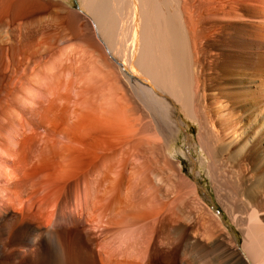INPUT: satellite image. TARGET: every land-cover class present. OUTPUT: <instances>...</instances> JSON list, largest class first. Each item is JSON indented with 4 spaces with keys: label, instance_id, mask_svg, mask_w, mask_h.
<instances>
[{
    "label": "bare ground",
    "instance_id": "1",
    "mask_svg": "<svg viewBox=\"0 0 264 264\" xmlns=\"http://www.w3.org/2000/svg\"><path fill=\"white\" fill-rule=\"evenodd\" d=\"M38 1L0 0V17L17 19ZM82 2L100 33L99 38L91 31L84 35L110 56H103L105 63L92 51L71 44L48 52V63L30 72L26 51L47 28L42 20L26 25L23 38H14L7 47L13 65L1 46L0 264H197L209 254L212 259L203 264H264V0ZM62 19L52 21L55 27ZM68 27L74 28V23ZM2 32L0 39L6 37ZM45 48L50 47L44 46V54ZM120 76L130 85L131 98L157 117L158 138L166 146L181 129L175 117L178 105L198 121V143L211 159L217 199L228 205L224 207L232 222L244 234L241 249L232 228L223 225L222 214L208 204L207 210L195 204L204 216L188 229L180 221H190L194 210L174 200V210L168 207L161 221L173 220L176 242L163 248L157 241L140 250V237L150 242L149 232L140 231L145 227H140V207L147 209L150 201L168 192L150 188L146 175L140 178V146L146 144L132 141L138 106L133 100L135 108L124 104L128 94ZM124 112L136 117L125 118L134 132L117 130V137L123 136L118 144L130 139L132 144L93 147L96 157L82 162L76 161L75 152L91 146H47L43 129L62 116L65 124L59 132L64 134L73 120L80 126L92 116L124 118ZM27 128L37 135L28 146H18L29 134ZM184 180H177V190L183 193ZM144 186L150 189L144 192ZM63 192L74 208H60ZM97 222L105 223L97 224L99 231L94 229Z\"/></svg>",
    "mask_w": 264,
    "mask_h": 264
},
{
    "label": "rangeland",
    "instance_id": "2",
    "mask_svg": "<svg viewBox=\"0 0 264 264\" xmlns=\"http://www.w3.org/2000/svg\"><path fill=\"white\" fill-rule=\"evenodd\" d=\"M82 1L83 0H40V2L39 1L36 2V4L34 5V7L32 8V10L30 12H27L23 16L21 15L22 18L18 17L17 18L18 20L13 19L10 16L9 17L8 16L0 17V18H2V19H0V31L1 32L3 31L2 34L4 33L6 35V37H4V39H2V38L0 39V42H1L0 43V51H1V49H4V48H5V51H7V49H8L7 47H10L11 44L14 43V38H15V42H18V40L20 38H23V35L25 32L24 28H26V25L33 24L39 20H42L47 25V28L44 29L45 31L42 30L36 36L37 39L35 38L33 44L26 51V63H25V65H27L26 67H29L30 72L36 71V69L39 67L40 64L43 65V63L45 64L48 61L49 57L46 58V56H45L48 54V52L49 53L54 52L55 50H57L61 47L64 48V47L70 46L71 44H79L82 49L89 50L90 52L92 51L91 53H93L98 60H101L100 63L101 62L105 63V61L107 60V57L110 58V56L105 57L104 53H103L104 51L103 50H102L103 52L101 51L99 45L97 46V44L90 43L91 41H89L86 38L87 34L90 31L92 34H94L93 32H95L96 34H94V35L98 36L97 38H99L100 33L98 32L99 30L96 29L97 27H96V23H95L93 17H91V15H89V13L83 7ZM42 7H43V9H42ZM74 12H78L77 14H79V16H81V17H79L78 15L76 16L74 14ZM85 13L88 15H85ZM8 18H9V20H11L10 22H8L9 21ZM52 18H56L57 20L62 19V18L63 19L60 22H58L59 24L57 23L56 24L57 27H55V25H54L55 22H52V21H54L56 19L53 20ZM71 20H73V21H71ZM86 22H87V24H86ZM9 23H10V25H9ZM69 23H74V28H69L68 27ZM52 27L57 28V30L52 29ZM20 28H22V29H20ZM82 29H83V32H82ZM75 32L76 33L78 32L77 33L78 35L75 34ZM84 33L86 36L84 35ZM4 34H3V36H5ZM11 34L12 35L14 34L15 36L14 35L12 36ZM47 34H49V36ZM79 34H80V36H79ZM40 36H44V37H40ZM17 37H19V38L16 41ZM80 37H82L83 39ZM38 38H39V40H38ZM43 38H46L48 40L43 39ZM42 39L44 40V42L42 41ZM36 40H37V42H36ZM46 42H48L49 44ZM2 45L4 48L1 47ZM48 45L50 48H48V49L45 48L48 51H45V54H44L43 48H44V46L48 47ZM7 53H9L7 55L8 56L7 61H8V63L10 62L9 65L11 66V65H13V59L11 56V51L8 50ZM9 55H10V61L8 59ZM43 55H44V57L42 58ZM103 56L106 60H102ZM22 59H23V57H22ZM27 62L28 63L30 62L29 65L27 64ZM21 66H22V64H21ZM119 80H120V85H122L123 88L125 90H127L126 93L128 94V97H130V99L127 97L128 100H124V104L129 107V110H130V108H135L134 107L135 103H132L133 106L131 105V101L133 100L132 98H135V97H133V94H131L132 91H131L130 85L121 76L119 77ZM129 91H130V93H129ZM129 100H131V101H129ZM127 101H128V103H126ZM132 102H136V105L138 106V108H135V110L137 109L135 112H134V109H132L133 111L131 110L130 112H134L133 114H135V116L137 115L136 117L139 116V118H136L134 115H132V113L129 114L130 112H129L128 108H126L128 110L127 112H129V113L126 114V115H128V116H126L125 115L126 112H124V116H123L124 118H120L119 116L112 115L111 118L109 117L110 119L107 118L110 120L109 121L105 118L104 119L98 118V117L92 118L93 117L92 116L86 122L83 120H82V122L79 121L80 123H78V124H80V126H76L77 123L74 122L75 123L74 124L73 123L74 120H73L72 122H70V124L72 125V123H73V125L72 126L70 125L68 132H66L64 134H62V132H59V131H61V128L65 124V121H64L65 118L63 120L64 116H62L61 118L57 119L53 123H50L49 125H47L46 128L43 129V133L48 140L47 146H91L92 148L95 147V150H96L97 146H127L129 144H132L133 142H130L131 141V139H130L124 145H120V143L118 144V142H120V140L123 138V136H122V138L117 137L118 135H121V134H117L118 133L117 130L121 131V129H122V131H123V129H124L125 132H128V130H130L129 129L130 127H128V126H130L131 122L127 121V122H129L127 125L125 118H128V120L136 118L135 119L136 122L134 120H132L133 126L135 123L138 125L137 126L135 124L136 127H134V130L136 131V137L135 138L133 137L132 141H136V140L142 141V142L144 141L143 144H146L144 146H140V158L138 156V158H139L138 161L140 162V172H141L140 178H142L143 175L144 176L146 175L145 178L150 179V181L152 183V184L151 183L149 184L150 188L155 190V189H159V187H160V189L162 190V194H164L166 192L169 193V194L166 193L168 196H166V194L165 195H159V197L150 201L149 203L151 205L148 203L147 205H150V206L147 207V205H146L147 209L143 206H142L143 208L140 207V224H142V225H140V227H144V225H145V227H147V228L144 227L143 229L140 228V231L142 230V232H149L148 235H149V241H150V242H147V240H146V242H145V240L140 237V241H139L140 242V250L144 249L146 244H148V245L151 243L153 244L154 242H157V241L161 243L163 248L164 247L165 248L171 247L172 246L171 244H174L176 242V240L178 239V232L176 230H174L172 227L173 223H174L173 220L172 219H166L163 222L161 221L164 213L166 214L168 211L172 212L174 210V208L172 206L176 205V202H177L176 200H180V201L182 200L186 204V207H188V208L190 207V209H189V211L191 210L190 212H192L194 210L192 212V214L189 216L190 221H188V222H185V220L180 221V224L182 226L186 225L188 229H190L192 227L194 228L198 223L197 218L199 219L202 216H204V215H202L203 212L200 209L203 208L202 210H204V207H205V209L207 210L206 204H208L207 207H209L211 211L214 210L216 213L222 214L223 220L225 219L224 220L225 224L223 223V225H225L228 229L232 228V230L230 229L229 231H231V234H234L238 238L237 243L240 246L239 248L241 249L242 248L241 246H243V244H244V239H245L244 234L242 233L241 228L238 229V227H240V226L236 225L235 222H232L233 218H231V215L228 214V212L226 211V209L224 207L226 204L222 205L224 203V201L223 200L219 201L217 199V195L215 192L216 191L215 184L213 183L214 178L212 177L211 169L209 166L211 159L207 156L203 147L198 143V135L200 132V127H199L198 121L193 120L190 117H188L185 114L183 107L181 105H178L176 108L175 117H176V119H180V121L182 123V125L180 126L181 129H180L179 133L173 138L171 144L169 146H166L164 143V140L159 139L160 134L157 133L159 131L158 130V124H157L158 123L157 117L155 119V117H153V115L151 113H149L150 111L145 109V107L141 103H139L137 101V99H134ZM131 116H133L134 118ZM140 116H143V117L141 118ZM153 118H154V120H153ZM74 119L76 120L77 118H74ZM98 120L102 121L103 123H105L106 121L107 122L105 124H102V122H100L102 125L101 126L100 123H98L99 122ZM103 120L104 121L106 120V121L104 122ZM152 122H154V123H152ZM124 123L126 124L125 126H124ZM132 123H131V125H132ZM155 124H157V125H155ZM140 125H142V126H140ZM133 126H132V128H133ZM137 127H138V129H140V131L138 129H136ZM29 129L30 128L26 129V133L29 132V134L26 137L21 138L18 146H28V144L30 142H32V140H34V137L37 135V133H36V131L35 132L29 131ZM137 130H138V133H137ZM141 130H143V131H141ZM131 131H133V130H130L129 132H131ZM123 132H120V133H123ZM125 132H124V134H125ZM59 133H61L62 135ZM11 135H12V133L9 134V136H11ZM113 135H115V137H117L118 139H116ZM127 135H129V134H127ZM137 135L139 136L138 138H140L139 140L137 139ZM60 139H61V141H60ZM59 143L62 145H59ZM66 143H67V145H66ZM149 144H150V146H148ZM91 147H87L89 149H87L86 147L82 148V149L80 147L79 149H77V152H75V156H77V157H75V159L77 158L78 160L76 159V161L82 162L83 158L86 161H90L95 156L94 155L95 151H93L94 148L90 149ZM79 150H80V152H79L80 157H79V153H78ZM89 151H91V152H89ZM92 151L94 154H92ZM89 154H91V155H89ZM179 162H180V164H179ZM156 179L157 180L159 179V181H157ZM179 179L180 180H184V179L189 180L190 179L192 182V184L190 182L191 185H189L187 187L189 182H188V180H186V185L181 186L182 187L181 189H183L184 187H185V189H186V187H187V189H189L190 186L192 188H190L186 192H185V189H183L184 193H183V191L179 192L177 190V189H180V185H181L180 182L177 181ZM160 180H161V182H160ZM196 181H198V182H196ZM193 182H194V186H193ZM196 183H199L200 187L198 186V188H197ZM173 184L176 185L175 186L176 188L173 187L174 186ZM167 186L171 187L170 189L172 192L168 191L170 189ZM146 187L147 186H144V188H143L144 192H147L148 189H150V188H146ZM166 187L168 188V190ZM191 189H194V190H191ZM196 191H197V193H196ZM204 192H206V193H204ZM177 193H179L180 196ZM192 193H193V195H192ZM198 193L201 194V196L204 200L199 199V197L197 195ZM221 194L224 195L223 193H221ZM140 198H141V196H140ZM141 199H140V201H141ZM58 200H59V204H60L59 206H60V208L62 207V209L70 210V209L75 207V206L72 207V204H71L72 202L69 201V199L67 198V196L64 192ZM199 200H200V202H199ZM201 201H204L205 205ZM165 202H167V203H165ZM141 203H142V201H141ZM198 203H200L201 205L203 204L202 207L201 206L199 207L200 209L197 208L200 205V204L198 205ZM170 204H171V206H170ZM172 204H174V205H172ZM195 204H197L198 206ZM155 205H157V206H155ZM159 206H160V208H159ZM163 206H165V207H163ZM168 207H169V209H168ZM226 207L228 208V205H226ZM188 208H185V209H188ZM167 209H168V211H167ZM198 210H200V211H198ZM200 213H201V215H200ZM160 216H161V218H160V220H158ZM263 217H264V215H263ZM100 222H102V220ZM146 222H148V223L146 224ZM153 222H155V223L153 224ZM98 223L99 222L94 224V229L95 230L98 229V231H99L100 228L97 226ZM103 223H99L98 225L99 226H101L100 224L104 225L105 223L104 224ZM188 223H189V225H188ZM101 228L103 229V226ZM134 241H137V239ZM134 241H132V242H134ZM55 255H54L55 256L54 259H56V258L58 259V257H59L58 254H55ZM212 257H213V254H209L204 259L203 258L199 259V261H197L198 263L197 262L196 263L197 264H203L205 261L212 259ZM80 264H82V263H80Z\"/></svg>",
    "mask_w": 264,
    "mask_h": 264
}]
</instances>
